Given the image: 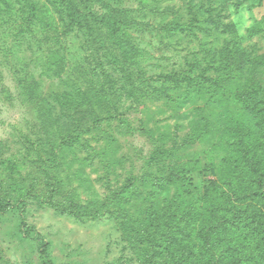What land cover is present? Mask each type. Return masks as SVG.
<instances>
[{"label":"rangeland","instance_id":"374dc122","mask_svg":"<svg viewBox=\"0 0 264 264\" xmlns=\"http://www.w3.org/2000/svg\"><path fill=\"white\" fill-rule=\"evenodd\" d=\"M106 1L130 8L138 21L151 24L143 31L128 30V37L145 54L136 57L139 64L131 69L134 74L143 70L145 81L136 76L135 83L128 81L90 46L84 31L69 30L59 0L0 4V180L10 188L5 198L11 201L0 217V264H51L41 253L42 244L47 245L53 264H142V249L151 248L143 239L145 235L152 238L155 232L154 223L145 220V209L153 204L151 186L138 188L144 199L109 200L110 189L101 179L107 171L100 156L92 157L90 164L83 160L86 149L61 143L73 124L71 112L78 104L79 89L88 96L81 108L91 113L89 122L92 116H103V127L118 139L111 142L85 135L96 152L106 150L113 160L115 173L110 174V182L114 189L131 174L147 171L144 161L154 146L140 130L133 132L116 118L107 119L110 109L126 117L131 127L144 123L155 134L175 131L178 114H184L189 118L179 132L183 138L207 113L213 116L210 126L227 120L220 115L234 107L232 99L239 91L250 86L264 90V0ZM89 3L91 16L106 12L96 2ZM172 20L181 23L183 31L168 34L161 29ZM99 32L117 57H122L124 50L107 26ZM229 51L233 60L226 64ZM168 72L203 75L197 81L204 83L203 88L197 90L188 81L176 87L162 77ZM205 78H223V89L211 94L210 81ZM31 82L38 86L34 100L23 94ZM234 101L239 110L240 104ZM226 141L223 131L211 134L206 143L188 147L184 159L196 161L201 152H215L218 162L225 154ZM172 144L171 139L168 145ZM215 177L214 172L197 169L194 182L201 186ZM49 184L62 187L63 193L51 191ZM174 191L172 187L169 198ZM66 196L87 208L97 204L103 213L94 217L89 213L91 207L84 209L86 215L74 217L64 211ZM167 208L163 215L169 214Z\"/></svg>","mask_w":264,"mask_h":264},{"label":"trees","instance_id":"16d2710c","mask_svg":"<svg viewBox=\"0 0 264 264\" xmlns=\"http://www.w3.org/2000/svg\"><path fill=\"white\" fill-rule=\"evenodd\" d=\"M8 1L0 0V4H7ZM59 1L66 10V26L69 30L77 28L84 31L90 46L105 59L107 57L125 74L128 81L135 83L136 78L145 81L143 70L140 74H134L131 69L139 64L136 57L141 58L145 54L128 37V30L143 31L149 29L150 23L138 21L132 15L133 11L130 8L115 7L106 0ZM91 1L101 5L106 12L101 16H91L89 12ZM30 8V20L33 21L34 10L32 6ZM103 26H107L115 43L123 48L122 57H117L116 51L106 43V38L101 36L99 30ZM161 29L168 34H174L183 31V26L178 21L172 20ZM232 60L233 53L229 51L225 63L229 64ZM237 62L240 60L238 59ZM162 77L176 87L188 81V83H195V88L198 90L202 89L204 84L199 83L202 86L199 88L197 83L199 77L202 78L203 75L190 77L186 73L168 72ZM205 79H209L210 85L213 86L212 90H210L211 86L208 88L211 94L215 90L223 89L221 84L223 78ZM263 91L260 86H250L239 91L235 99H232L234 107L227 108L226 112L220 115L221 118L226 115L227 120L220 119V124L210 126L213 116L207 113L202 117L201 122L197 121L183 138L179 136V132L184 128V120L188 117L184 114H178L175 131H161L155 134L152 128H148L144 123H140L139 127H131L126 117L117 113L113 114L110 109V116L107 115V119L116 118L119 125H125L130 131L140 130L152 140L154 146L144 161L147 171L141 175L131 174L121 186L115 189L111 187L110 182V174L115 170L111 165L113 160L106 155V150L96 152L85 135L90 134L95 140L105 137L111 142H117L118 139L103 127L106 120L103 116L99 114L92 116V122H89L91 113L87 111V107L81 108L87 104L88 96L80 89L77 91L78 104L71 112L73 124L61 143L69 148L78 145L86 149L87 155L83 160L90 164L92 157L100 156L103 167L107 171L101 179L110 189L111 195L107 198L109 200L131 202L132 199L142 197V193L138 191L140 185L151 186L153 204L145 209L148 213L145 220L154 223L152 225L155 227V232L151 233L152 238L144 234L143 239L150 244L151 248L142 249V264H264ZM23 94L27 99L34 100L35 96H38V86L35 82H31ZM67 96L66 93L61 95V98ZM227 98L231 103L229 96ZM234 100L240 104L239 110H235ZM221 131L227 135V148L218 162L219 153L215 154V152H201L196 161L191 158L184 159L188 147L195 143H206L211 134ZM171 139L173 144L168 145ZM216 145L213 143L212 146L216 147ZM203 157L206 158L205 162ZM40 166L45 167L44 164ZM197 169L204 173L214 172L216 177L207 179L199 186L194 182V173ZM49 185L51 191L63 193L62 187L56 188L54 184ZM172 187L175 191L169 198ZM8 189L10 190L0 180V217L10 208L11 201L5 198L10 195ZM65 198H68V206L64 211L74 217L80 218L86 215L84 209L89 210L91 207L93 208L89 213L94 217L103 213L97 208V204L94 206L91 204V207L87 208L71 196ZM14 202H20V197L14 199ZM103 207H106V202ZM166 207L169 214L163 215L162 210ZM122 225L125 230L131 228L123 222ZM165 226L168 230H163ZM128 237L130 239L129 235ZM41 253L53 264L47 255L46 244H42Z\"/></svg>","mask_w":264,"mask_h":264}]
</instances>
